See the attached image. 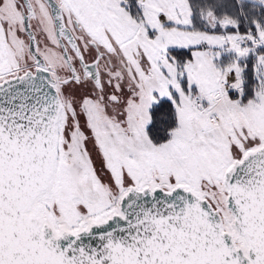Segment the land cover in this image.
<instances>
[{
	"label": "snow or ice",
	"instance_id": "snow-or-ice-1",
	"mask_svg": "<svg viewBox=\"0 0 264 264\" xmlns=\"http://www.w3.org/2000/svg\"><path fill=\"white\" fill-rule=\"evenodd\" d=\"M0 264H264V0H0Z\"/></svg>",
	"mask_w": 264,
	"mask_h": 264
}]
</instances>
